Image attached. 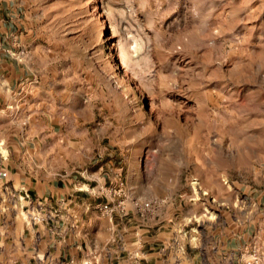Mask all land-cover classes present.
I'll list each match as a JSON object with an SVG mask.
<instances>
[{
	"label": "rangeland",
	"instance_id": "rangeland-1",
	"mask_svg": "<svg viewBox=\"0 0 264 264\" xmlns=\"http://www.w3.org/2000/svg\"><path fill=\"white\" fill-rule=\"evenodd\" d=\"M23 6L30 68L14 104H0V264H10L24 227L43 221L33 186L49 177L58 186L75 178L109 204L102 211L114 215L116 252L130 238L128 206L150 203L160 224L193 232L186 239L207 230L204 252L247 232L240 264H264L255 223L264 190V0ZM165 241L164 252L181 249Z\"/></svg>",
	"mask_w": 264,
	"mask_h": 264
},
{
	"label": "crops",
	"instance_id": "crops-1",
	"mask_svg": "<svg viewBox=\"0 0 264 264\" xmlns=\"http://www.w3.org/2000/svg\"><path fill=\"white\" fill-rule=\"evenodd\" d=\"M23 5L25 0H0V104H14L19 81L30 68L26 58L33 30ZM49 178L33 186L43 198L35 208L44 219L24 227L10 264H240L239 244L249 247L251 242L245 232L204 252L207 230L199 233V240H189L186 235L193 232L182 234L184 226L166 228L158 212L130 205L126 252H116L110 247L116 240L114 215L102 211L96 190L82 187L75 178L63 186ZM261 193L255 223L264 246V190ZM166 238L181 249L164 252L161 242ZM186 242L198 249L186 251Z\"/></svg>",
	"mask_w": 264,
	"mask_h": 264
},
{
	"label": "built area",
	"instance_id": "built-area-1",
	"mask_svg": "<svg viewBox=\"0 0 264 264\" xmlns=\"http://www.w3.org/2000/svg\"><path fill=\"white\" fill-rule=\"evenodd\" d=\"M138 206H139V208L148 209L151 205H150V203H145V204H140V205L138 204ZM102 209L105 211H112V208L109 206V204H105ZM259 247H260L259 250L264 248L263 245H261ZM253 252H257V250H254Z\"/></svg>",
	"mask_w": 264,
	"mask_h": 264
}]
</instances>
